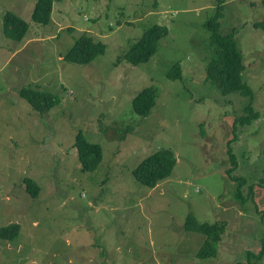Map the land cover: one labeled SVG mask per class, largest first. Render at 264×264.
<instances>
[{"label":"rangeland","instance_id":"obj_1","mask_svg":"<svg viewBox=\"0 0 264 264\" xmlns=\"http://www.w3.org/2000/svg\"><path fill=\"white\" fill-rule=\"evenodd\" d=\"M53 1L48 25H38L37 0H0V228L19 227L13 241H0V264H264V255L246 258L264 238V32L252 26L264 20L262 0L227 1L218 20L220 33L235 31L259 116L233 143V175L254 188L246 203L234 200L235 182L223 175L245 101L205 79L214 0ZM8 13L29 25L20 43L3 33ZM153 25L168 33L150 61L118 62ZM82 35L104 53L66 62ZM175 63L182 79L167 77ZM148 87L155 106L139 117L132 100ZM30 91L58 102L32 106L21 96ZM79 134L101 149L93 169L78 160ZM160 149L176 164L150 189L132 172ZM189 214L226 222L215 258L196 257L205 236L184 230Z\"/></svg>","mask_w":264,"mask_h":264},{"label":"trees","instance_id":"obj_2","mask_svg":"<svg viewBox=\"0 0 264 264\" xmlns=\"http://www.w3.org/2000/svg\"><path fill=\"white\" fill-rule=\"evenodd\" d=\"M230 0H214L215 13L213 17L206 22L205 28L211 33L210 46L213 48L207 59L205 69V79L211 83L214 89L223 97L230 95H238L244 99L243 115L235 117L232 121L230 137L226 141V156L230 167L227 168L223 175L229 180L235 182V191L233 193L234 200L246 203L252 198L253 186H247L248 180L242 176L233 175L239 166L237 164V156L233 154V143L238 141L243 128L252 124L259 116L253 109V91L244 80L243 72L245 66L242 60L241 51L234 39L235 31L228 34L219 32L218 20L222 17L223 5ZM53 0H37L35 10L32 14V20L38 25H48L50 14L53 9ZM264 7V0H262ZM9 16L4 19L3 33L4 35L20 43L26 36L29 25L22 22L17 16L8 13ZM253 29L264 32V20L253 23ZM167 28L153 25L149 27L142 37L133 44L118 62L125 61L133 67H138L148 63L152 56L157 52L159 41L167 36ZM105 46L101 42H95L92 38L82 35L75 41L70 51L64 56V60L68 63L84 65L91 62L94 58L103 54ZM167 77L171 80L182 79V70L179 63H175L170 68ZM21 96L27 100L32 106L40 105L45 109H50L58 102L55 96L42 93L40 91L22 92ZM156 92L152 87H148L139 92L132 100L133 113L139 117H147L155 106ZM226 99V98H225ZM221 99V100H225ZM75 147L77 150L78 160L85 169H93L101 161V149L98 145L89 143L79 134L76 139ZM176 159L174 153L169 149H160L152 155L145 158L132 172L136 181L147 188H154L156 185L167 178L174 166ZM227 183V181H226ZM26 190L32 196L37 195V187L31 184L30 180L24 182ZM245 187L249 191H245ZM227 224L225 221L216 222L214 224L199 222L193 214L186 217L184 230L189 233H198L205 236V241L199 248L196 257L200 260L215 258L219 243L225 233ZM19 233L17 225L0 228V241H13ZM249 255L261 257L264 255V238L261 241V250L255 255L246 254L247 261L250 260ZM247 264V263H246Z\"/></svg>","mask_w":264,"mask_h":264}]
</instances>
